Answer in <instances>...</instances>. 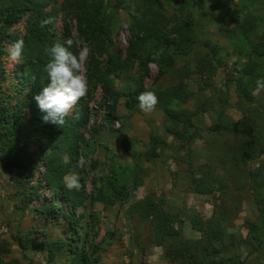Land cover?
<instances>
[{
    "label": "rangeland",
    "instance_id": "374dc122",
    "mask_svg": "<svg viewBox=\"0 0 264 264\" xmlns=\"http://www.w3.org/2000/svg\"><path fill=\"white\" fill-rule=\"evenodd\" d=\"M102 1L105 7L104 18L110 32L107 35L98 31L95 40L102 39L108 45L107 52L114 56L113 63H110L106 52L99 57V63L97 58L93 60L90 56L94 41L88 45L91 53L86 59L85 67L89 88L87 95L76 104L71 114L82 109H87L89 113L88 122L82 126L88 144L82 147L81 155L91 162L81 169L76 167L81 155L72 160L67 154H63L62 159L70 162L66 174L79 173L82 183L79 191H83L88 197L91 194L94 196L107 184V176L119 178L126 175L128 170L129 173L132 172V177L138 176L140 172L142 184L128 203L115 200L106 205L99 201L77 211L82 215L86 213V216L81 219L76 230V235L79 234L82 241L75 238V244L83 246L76 251L85 249L91 264H171L164 258L165 250L162 245L154 244L150 222L129 210L135 203L133 201L148 194L158 198L164 208L178 213L183 222V233L191 240H197L201 236L192 224L195 216L209 226L214 223L217 226L222 225L236 240L249 239L252 233L251 224L258 222L263 212L255 195L243 186L244 183L251 184L253 178L258 179L257 184L264 180V153L256 150L257 159L250 161L242 169V177L238 175L239 178L236 177L237 171L232 168L231 163L234 160V151L240 145L253 150L256 146L264 149V144H255L251 140L253 137L239 138L233 134L223 136L224 139L221 140L222 136L215 134L214 138L219 142L212 141L204 145L205 139H199L193 144L196 151H192L190 145H182L167 131L168 122L162 109V91H166V97L170 99L172 92L182 86L188 93V98L186 101L173 98L169 106L192 115L191 123L194 122L199 128H206L220 111L222 116H226V108H229L232 118L241 121L245 117L247 128L258 132L264 140V90H257L256 79L250 76V66L245 64L250 56L254 57L259 75L264 77V57L254 53L252 39L246 37V32L237 27L253 23L256 16L259 17V11L262 13V8L257 7L253 14L248 9L235 11L234 5L238 0H183L188 3L189 10L195 13L194 26H199L202 44H196L185 56L174 54L170 60L172 66L163 72L162 55L158 58L160 61L152 59L157 51L152 47L151 41H145L135 57L130 53L129 42L131 38H137L135 36L140 30L139 21L147 23L153 19L154 14L160 19H167L172 29L185 25V14H177L181 0ZM64 6V0L47 4L46 10H52L55 15L52 29L58 39L66 40V26L70 25L73 39H77L75 19H71L70 9H65ZM185 10L189 12L186 6ZM124 24L129 27L125 29ZM234 25L237 28L230 30ZM26 26V17L12 23L8 29L10 37L7 36L0 42L3 66L1 105H7V122L18 117L21 123L20 126L9 129L0 128V249L2 246L11 248L10 254L3 255L0 252V259L15 258L18 264H48L47 254L40 252L36 247L37 243L44 238L59 240L65 237L68 225L65 219L58 221L43 216L42 200L35 198L28 190L32 185L36 186L45 173L44 161L37 159L39 151L42 148L50 151L53 135H58L59 131L55 125L48 129L51 124L45 123L38 131L39 124L32 120L33 111L29 103V99H32L31 86L22 72L21 60L13 62L9 59L10 44L20 38L24 39ZM257 31L258 35L264 37V23ZM181 47L177 51L180 52L186 46ZM220 60L225 64H220ZM90 61L93 66L89 65ZM118 61L122 68L116 67ZM238 80L244 83L242 96L236 89ZM142 88L144 91L155 92L158 97L159 102L150 113H145L138 107L136 97L142 92ZM246 92L251 101L244 96ZM116 93L117 102L110 96ZM108 95L110 102L106 101ZM111 109L113 112L110 115ZM37 112L42 117L43 113ZM181 126L189 128L190 124ZM37 131L47 138L40 142ZM3 142L10 145L20 144L18 157L12 158L18 167L5 166L2 157H8V154L2 152L5 149ZM153 149L156 156L144 155L145 158L142 159L136 156L141 151L146 153ZM229 150L231 154L227 155L224 151ZM32 153L34 156L30 157ZM192 168L198 170V178L207 175L212 180L208 185H197L198 190L194 189L188 195L191 205L181 207L184 198L177 202L176 198L181 196L178 188H182L183 193L194 188L196 173L192 172ZM96 170L101 175L97 176ZM169 175L174 179L176 192L170 193L163 188V185H167L165 180H172ZM132 177L130 183H133ZM43 182L46 183L45 180ZM39 190L38 194H41L42 199L56 197V192L47 185ZM60 200L57 199L58 203ZM89 212H94L93 218L88 216ZM217 220L221 222L218 224ZM16 235L23 238L27 249L12 240L11 237ZM250 250V247H242L239 251ZM81 254L82 252L76 253ZM258 254L259 252L254 253L251 263L248 264H264V249ZM245 255L247 252L242 257ZM73 256L67 257L66 251L61 252L53 264L70 263ZM199 259L198 254L197 264Z\"/></svg>",
    "mask_w": 264,
    "mask_h": 264
},
{
    "label": "trees",
    "instance_id": "16d2710c",
    "mask_svg": "<svg viewBox=\"0 0 264 264\" xmlns=\"http://www.w3.org/2000/svg\"><path fill=\"white\" fill-rule=\"evenodd\" d=\"M57 0H0V42H2L5 37L9 36L8 29L10 25L21 18H27L26 33L24 36V49L21 58V69L25 75L27 81L29 82L31 89L30 94L32 99H29L30 106L32 107V120L35 124H39L37 127L38 131L40 126H43L41 115L39 114V109L37 107L36 101L34 102V96L38 94L42 88L47 83V74L44 72V65L48 62L49 57L45 52V46H49L55 42L63 43L65 40H60L56 37L55 31L52 29V24L45 26L44 28L40 27V22L49 17L54 18L53 11H47L46 7L48 3H51ZM238 3V4H237ZM234 5L235 11L248 9L255 14V9L257 7L262 8V13L259 11V17L256 16V19L253 23H249L248 26L237 25L240 31H245L246 37L252 39L253 51L256 55L264 57V37L258 35L259 32L257 29L261 27V24L264 23V0H238ZM64 8L70 9L71 19H75L76 29H77V39H83L87 42L88 45L92 46V55L90 56L93 60L97 58L98 63L100 62L99 57L103 54H107L110 59V63H113V57L110 53L107 52L108 45L104 43L102 39L95 40V34L99 31L102 34H109L110 27L106 22L105 16V7L102 0H64ZM185 6L189 12L185 10ZM178 13H184L185 25H180L177 29H172L170 27L169 21L167 19H160L157 14L153 15V19L149 22H141L138 24L140 30L135 36L137 38H131L129 44L130 53L133 57L137 56L138 50L142 48L145 44V41L149 40L152 42V47L158 52L160 49H163L162 54V70L166 72L168 68L172 66L170 60L174 54L179 56H185L191 50L194 49L196 44H202L199 35V26H194V12L189 10L188 3L183 0L180 1V7L177 10ZM160 20V21H159ZM159 23H161L159 25ZM235 25L230 28L233 30ZM66 36L72 35V27L70 25L66 26ZM18 38L17 36H15ZM262 39V40H261ZM208 41V40H206ZM185 45V49H182L180 52L177 49L182 48L181 46ZM213 48V44L211 45ZM191 49V50H190ZM72 51L76 52L77 49L73 48ZM2 49L0 48V55ZM153 59V58H152ZM158 61H160L158 59ZM250 61H252L250 63ZM163 63L165 66H163ZM220 64H225L220 60ZM250 66V76L255 77L256 81L258 79L264 78L263 75H259V68H257V63L254 60V57L250 56L249 61L245 63ZM90 66L92 62L89 63ZM116 67L122 68L120 61L116 64ZM35 76L36 80H32V77ZM3 77V66L0 57V93H1V79ZM236 89L238 94H242L244 88V83L242 81H237ZM141 91H144L143 88ZM166 91H162V109L164 111L167 126V131L174 136L180 143L183 145H190L192 151L193 144L199 139H205V144L216 141V136H222L221 140L228 135H235L236 137L245 136L246 138H252L255 144L263 145L264 140L262 136L260 137L259 133H255L250 128H247L245 123V117L241 121H236L225 111L226 116H222V112L218 113L216 119L213 120L206 128L202 126L199 128L198 125L191 123V116L187 115L186 111L174 109L169 106V102L173 98H182L184 101L188 98V93L184 91V88L180 86L178 89H175L171 98L166 97ZM109 93V91H108ZM110 96L117 102V96L110 94ZM242 96V95H241ZM248 98L247 92L244 95ZM107 102H110L109 95L106 97ZM251 101V97L248 98ZM1 95H0V128L5 127L9 129L10 127L20 126L21 123L16 117L12 122H7V105L4 103L1 105ZM225 107V106H224ZM201 108V107H199ZM208 110V108H206ZM227 110V108H226ZM219 111V109H218ZM113 109L110 111L112 114ZM38 113V114H37ZM89 120V113L87 109H82L78 113H74L67 117V122L63 128H57L59 131L58 135H53L51 140V149L48 151L45 148H42L39 151V156L37 159L39 161H44L45 173L42 178L39 179L36 183V186L32 185L29 190L31 195H34L35 198L41 199L42 204L44 205L41 209V214L47 218L53 220H64L67 221L66 225L67 230L65 237L60 238L59 240H49L44 238L40 243H37L36 247L40 252H45L47 254L48 264H53L57 255L61 252L66 251L67 257L73 256V258L67 264H91L90 260L87 258V253L82 249V251H76L81 249L83 246L75 244V238H80L81 236L77 233V228L79 222L86 213L83 215L77 211L83 209L86 206H89L93 202H103L106 205H110L115 200H119L121 203H128L137 193L138 187L142 184V177L140 172L138 176L132 177V172L129 170L126 175L119 178H112L107 176L106 185L102 187L94 196L92 194L90 197L86 195L83 191H68L63 185V177L65 176L70 162H65L62 159L63 154H67L72 160H76L81 155V149L85 146L87 140L84 138L85 133L82 131V126H84ZM184 121L186 123H184ZM182 124H190V127H182ZM52 125H48V129H52ZM54 128V127H53ZM37 131L38 140H41L43 137L41 133ZM50 133V131H48ZM207 134V135H206ZM212 134V135H209ZM9 135V134H8ZM250 137H247V136ZM26 140V137H23ZM50 139V138H49ZM58 139V142H57ZM5 149L2 152L8 154V157L3 155L5 166L7 167H18L17 163L14 161V157H18V151L20 150V144H7L3 142ZM88 144V143H87ZM86 144V145H87ZM203 145V146H204ZM85 149V147H84ZM255 149V147H254ZM251 150L248 147H243L240 145L238 150L234 151L233 162L231 163L232 168L237 171V176L242 177V169L245 166L255 159H257L256 150L264 153L263 147L259 148L256 146L255 150ZM227 155H230L231 152L224 151ZM144 155L156 156V151L148 150L145 152H139L136 156H139L141 159L145 158ZM30 157H33L34 154H30ZM149 159V158H146ZM30 160V159H29ZM249 168V167H248ZM32 171V169H31ZM192 172L198 175V170L195 169ZM137 174V173H136ZM195 175V176H196ZM239 175V176H238ZM140 176V177H139ZM195 185H208L212 180L209 176L202 175L200 178H195ZM44 177V178H43ZM133 179V183H130V179ZM46 181L44 184L43 181ZM251 184L244 183L243 188L250 189L252 194L255 195L257 201L261 206V211L263 215L260 217V220L254 224H251L252 233L248 238H241L236 240L235 236L231 232L227 231V228L217 226V223L209 226L204 224L203 221L195 216L192 224L193 227L200 232V238L197 240H191L184 236L182 225L183 222L178 216L177 212H173L170 209L164 208L161 204V201L152 194H148L145 197L133 201L130 206V212L136 213L143 219L150 222L154 238L155 245H162L164 248V258L169 261L171 264H197L196 257L200 256L199 264H248L251 263V256L254 253L259 252V254L264 249V180L261 183H258L257 178L251 180ZM45 185L48 188L53 189L56 192V197L52 199L40 198L41 194L40 189ZM238 189V187H237ZM242 189V188H241ZM239 189V190H241ZM61 199L58 203L57 199ZM261 212V213H262ZM94 216V212H89L88 216ZM218 224L221 222L219 220ZM197 222V224H196ZM87 235V233H84ZM227 239V237H229ZM16 242L23 248H26L24 240L19 235L14 236ZM87 239V238H86ZM85 239V240H86ZM29 247V246H27ZM250 247V251L239 250L241 248ZM27 249V248H26ZM235 250V251H231ZM0 252L5 254L11 253V248L2 246ZM25 252V251H24ZM82 252L81 255H76V253ZM244 252H247V255L243 258ZM258 254V255H259ZM0 264H18V260L11 258L10 260L0 259ZM99 264H108V263H99Z\"/></svg>",
    "mask_w": 264,
    "mask_h": 264
},
{
    "label": "clouds",
    "instance_id": "9594fccd",
    "mask_svg": "<svg viewBox=\"0 0 264 264\" xmlns=\"http://www.w3.org/2000/svg\"><path fill=\"white\" fill-rule=\"evenodd\" d=\"M52 23L54 19L49 17L40 22V27L44 28ZM123 27L127 29L129 25L124 24ZM73 48L77 51H72ZM23 49V38L14 41L8 49L9 59L19 62ZM44 50L49 57L44 65L47 83L34 96V100L39 111L43 113L41 117L43 123L63 128L76 104L87 95L89 82L85 63L91 53V48L85 40L73 39L69 36L63 43L55 42L45 46ZM162 54L163 49H160L154 54L153 60H157ZM32 80H36V77L33 76ZM256 85L258 91L264 90V79H258ZM136 99L138 107L145 113L154 111L159 102L156 93L149 90L140 92ZM90 162L81 155L76 162V167L83 169L90 165ZM95 174L101 175L99 170H96ZM63 185L68 191H79L82 187L81 176L77 172H70L63 177Z\"/></svg>",
    "mask_w": 264,
    "mask_h": 264
},
{
    "label": "crops",
    "instance_id": "0c3cea01",
    "mask_svg": "<svg viewBox=\"0 0 264 264\" xmlns=\"http://www.w3.org/2000/svg\"><path fill=\"white\" fill-rule=\"evenodd\" d=\"M226 113L227 114H231L230 113V110H229V108L227 109V111H226ZM198 141V140H197ZM200 148V147H199ZM193 149H195V145H193ZM172 176V175H171ZM170 175H169V177H171ZM172 178V177H171ZM195 178H198L197 177V175L195 176ZM173 178H172V180H165L166 181V183H167V185H166V187L163 185V188H164V190H166L167 192H176V189H175V186L176 185H174L173 184ZM165 181H163V182H165ZM162 182V183H163ZM161 186V185H160ZM197 185H194V188H189L188 190H186V192L185 193H183L184 191H183V189L182 188H178L179 189V193H181V196L179 195L177 198H176V200H177V202L180 200V198L181 199H183L182 200V205H181V207H186V206H190L191 205V203H190V199H189V197L190 196H188L189 194H192V191L195 189V190H198V187H196ZM201 186H205V185H201ZM165 195H168V193H166ZM185 195V197H183ZM193 197H194V195H193ZM193 199V198H192ZM191 199V200H192ZM170 201V200H169ZM172 201V200H171ZM173 203V202H172ZM174 204V203H173ZM175 206H177L176 204H174ZM169 209V208H168ZM171 210V209H170ZM173 211V210H172ZM173 212H176V211H173ZM184 230V229H183ZM184 236H186V235H184ZM187 237V236H186ZM12 238V240H15L14 239V236H12L11 237ZM188 238V237H187Z\"/></svg>",
    "mask_w": 264,
    "mask_h": 264
}]
</instances>
